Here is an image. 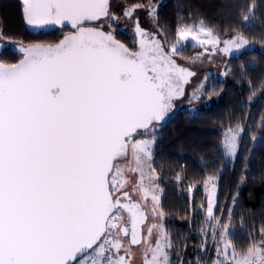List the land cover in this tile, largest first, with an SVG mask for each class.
<instances>
[{
  "label": "snow or ice",
  "instance_id": "1",
  "mask_svg": "<svg viewBox=\"0 0 264 264\" xmlns=\"http://www.w3.org/2000/svg\"><path fill=\"white\" fill-rule=\"evenodd\" d=\"M21 15L32 29L60 35L25 43L0 31V42L18 54L0 59V264H131L134 245L143 246L144 264H173L179 242L169 238L155 194V133L176 100L217 95L197 88L189 96L193 72L177 57L189 36L223 54L245 41L235 36L221 45L203 22L194 28L183 18L173 31L153 0H22ZM242 131L239 122L226 126L221 164L239 155ZM173 178L183 184L185 168ZM217 179L214 171L201 181L207 199L198 236V253L211 246L216 256L198 255L195 264H262L264 238L243 254L228 239L235 208L220 211ZM149 194L161 222L145 240ZM237 200L238 193L233 205Z\"/></svg>",
  "mask_w": 264,
  "mask_h": 264
},
{
  "label": "trees",
  "instance_id": "2",
  "mask_svg": "<svg viewBox=\"0 0 264 264\" xmlns=\"http://www.w3.org/2000/svg\"><path fill=\"white\" fill-rule=\"evenodd\" d=\"M181 18L188 25L203 22L221 41L240 36L255 46L230 58L227 80L209 78L206 88L215 89L217 95L211 100L205 95L199 101L198 112L190 114L187 109H179L155 133L153 156L160 176L159 206L164 211L169 238L179 242L171 259L173 264H180V260L183 264L190 261L195 264L198 255L203 258V254L210 252V258H215L216 254L210 248L198 253L203 239V236L198 239L201 221L205 219L200 205L207 199L201 181L214 171L218 173L220 211L226 210V204L229 209L235 208L228 239L243 254L250 243L264 238L258 235L264 226V129L260 127L264 123V0H167L159 9L160 22L173 31ZM0 25L3 33L25 43L53 41L60 35L57 30L48 35L29 32L23 23L21 5L14 0H0ZM123 36L128 37L125 33ZM201 53L202 48L186 45L179 57L188 59ZM16 57L5 52L0 59ZM238 122L243 128L239 155L234 161L221 164L222 133L226 126L235 127ZM252 134L257 137L254 141ZM181 168H185L186 178L183 184H178L173 176ZM237 193L238 200L233 205L232 196Z\"/></svg>",
  "mask_w": 264,
  "mask_h": 264
},
{
  "label": "rangeland",
  "instance_id": "3",
  "mask_svg": "<svg viewBox=\"0 0 264 264\" xmlns=\"http://www.w3.org/2000/svg\"><path fill=\"white\" fill-rule=\"evenodd\" d=\"M166 1L167 0H153V2L159 6V9L163 6V4ZM141 20H142L143 26L146 29L151 27V24L148 21L147 17H142ZM190 26L195 28V27H200L201 24H195V25H190ZM0 31H2L1 25H0ZM124 33L129 35L127 31H125ZM200 35L202 36L203 34L201 33ZM222 42L223 41H221V45H222ZM182 45H183V48L186 45H194L196 47L202 48L201 54L195 55L191 58L184 59L181 57H177V59L180 60L182 64L186 65L189 68V70L194 73V76L191 78L190 83L185 87V90L189 96H191L197 88H200L201 90L206 88L210 77H214L222 81L227 80L229 77V71H228L227 66H228V62L230 58L240 56L246 53L247 51L255 48L253 44H250L247 41H245L244 45L240 49L233 50L229 54H223V53H220L218 49L214 51L210 45H205L203 47L200 46L198 41H193L191 39V36H189L187 41H183ZM199 101L194 100L192 103H189L188 100L185 98H181L180 100H177L175 102V110L172 113V116L179 109H187L190 114H195L196 112L199 111L201 107ZM160 128L161 126L158 127L156 131H158ZM154 145H155V142L153 144V149H154ZM214 190L216 191V187ZM155 194L157 196L158 204H159L161 193L158 187L155 189ZM141 202L143 203V201ZM147 203L149 205L147 213H146L147 220H146V223L142 227V238L145 240L149 238L148 229L153 225V223L161 222L157 217H153V215L151 214L152 194H149ZM162 222L165 227L166 226L165 216L163 217ZM152 235H155V229H153ZM132 247L134 249V254L130 257L131 264H144L143 246L138 245V246H132ZM209 248H210V251L213 250L211 246H209ZM209 258H210V252H208L207 255L203 254L204 261H207ZM262 264H264V261H262Z\"/></svg>",
  "mask_w": 264,
  "mask_h": 264
},
{
  "label": "water",
  "instance_id": "4",
  "mask_svg": "<svg viewBox=\"0 0 264 264\" xmlns=\"http://www.w3.org/2000/svg\"><path fill=\"white\" fill-rule=\"evenodd\" d=\"M14 1L19 2L20 5L22 4V0H14ZM23 23H24L25 28H26L29 32H31V33H33V34H35V35H38V34H44V35H46V34H50V33H52L53 31L56 30V28H48V29L34 30V29H32L30 26H28L24 21H23ZM3 44L5 45L4 50H9V51H11L12 53L17 54V53L15 52L14 48L12 47V45L10 46L9 43H3ZM0 54H1V53H0ZM193 76H194V73H193ZM193 76H192V77H193ZM192 77L189 78V83H190V80H191ZM189 83H188V84H189ZM188 84H187V85H188ZM187 85H185V87H186ZM178 100H180V99H178ZM176 101H177V100H176ZM176 101H175V102H176ZM174 110H175V105H174L173 110L168 114V116L165 118V120L161 122V126H164V125H165V124H166V123H167V122L173 117V116H172V113L174 112ZM146 220H147V217H146V215H145V220H144V222L140 225V234H141V237H142V227H143V225L146 223ZM134 246H138V245H134Z\"/></svg>",
  "mask_w": 264,
  "mask_h": 264
},
{
  "label": "flooded vegetation",
  "instance_id": "5",
  "mask_svg": "<svg viewBox=\"0 0 264 264\" xmlns=\"http://www.w3.org/2000/svg\"><path fill=\"white\" fill-rule=\"evenodd\" d=\"M58 32H59V30L58 29H56ZM55 30V31H56ZM54 32V31H53ZM44 35V34H43ZM46 35H48V34H46ZM2 43H9L10 44V46L12 45V43L11 42H7V41H4V42H2ZM5 52H11V51H9V50H3V52L0 54V58H1V56L5 53ZM14 54V53H13ZM15 56H17L18 54H14Z\"/></svg>",
  "mask_w": 264,
  "mask_h": 264
}]
</instances>
